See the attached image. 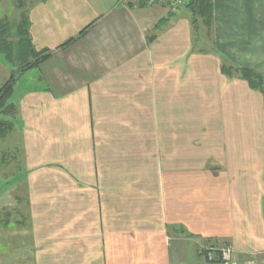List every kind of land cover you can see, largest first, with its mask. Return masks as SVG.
<instances>
[{
    "label": "crops",
    "instance_id": "obj_1",
    "mask_svg": "<svg viewBox=\"0 0 264 264\" xmlns=\"http://www.w3.org/2000/svg\"><path fill=\"white\" fill-rule=\"evenodd\" d=\"M16 2L52 56L0 116V264L263 263L264 85L225 69L264 78V0L210 35L171 0Z\"/></svg>",
    "mask_w": 264,
    "mask_h": 264
},
{
    "label": "trees",
    "instance_id": "obj_2",
    "mask_svg": "<svg viewBox=\"0 0 264 264\" xmlns=\"http://www.w3.org/2000/svg\"><path fill=\"white\" fill-rule=\"evenodd\" d=\"M191 14V22L195 32H199L202 29H206L208 35L213 23V0H187V3L183 7ZM5 20H1L3 22ZM9 25L8 22L3 27ZM29 20L26 14L22 13L20 23L18 24V41L15 43L11 41V38L5 34L7 29L0 25V53L3 54L8 60H16L19 65L17 71H12L9 79L0 88V116L11 115L16 111L15 106H12L9 101L14 93L15 84L18 81L20 75L27 71L39 67L40 64L51 58V54L47 51L37 52L32 45V40L29 34ZM85 32V31H84ZM84 32L82 34H84ZM70 40L63 46H67L72 43ZM230 67L225 69L227 75H232L234 70ZM239 69V68H237ZM236 69V70H237ZM239 75L243 80H246L252 88L263 87V81L259 77L253 78L252 71H241ZM256 78L258 80H256ZM262 79V78H261ZM12 126L7 125L4 122H0V137L5 136Z\"/></svg>",
    "mask_w": 264,
    "mask_h": 264
},
{
    "label": "rangeland",
    "instance_id": "obj_3",
    "mask_svg": "<svg viewBox=\"0 0 264 264\" xmlns=\"http://www.w3.org/2000/svg\"><path fill=\"white\" fill-rule=\"evenodd\" d=\"M16 3H17L16 0H0V20H5L3 22H0V25L3 27L6 22L9 23V25H7L6 27H3V28L7 29L5 34L7 36H9V38H11V41H14L15 43H17V41H18V24L20 23V18L18 17V14L16 12V8L12 7V4L14 5ZM2 56H4V55H2ZM14 61L15 62H13V60H8L4 56L3 57V63L5 65L4 66L3 63H2V60L0 58V66L6 68L5 71H3L2 69L0 71V88L5 83L3 81V77H5L4 72H6L8 74V77H7V79H8L11 71H17L19 69V65L16 63L17 61L16 60H14ZM13 66H14V68L12 69ZM237 68H239V69H237ZM249 69L252 71L251 75H253V78L260 76L262 78V79L260 78V80L263 81V84H264V78H263L262 74L259 73V72L254 71L251 68H248L246 66H234L232 70H234L233 74L237 73V72L240 74L241 71H245V70H249ZM28 74H30V73H27V75L22 74V75L19 76L17 84L15 86L13 100L16 99L18 94L22 90H25L27 85L30 84L29 81H28V76H29ZM234 75H236V74H234ZM256 80H258V79L256 78ZM17 140L18 139L15 138V141H17ZM9 157L10 158L7 161L8 162L10 161L9 164H8V167L9 166L11 167V170L9 172V175H10L12 172H15V171L19 170L17 168L19 167L18 165L20 164V160H19V158H17L18 156L16 154L12 153V152H10ZM19 157H20V154H19ZM4 168H6V166H4ZM5 175L7 176V174H5ZM3 187H6V186L3 184V185L0 186V189L3 188ZM15 193L21 195V197L24 200V198H25V190H24L23 186L17 187ZM22 205H24V204H22ZM19 211L22 212L23 214L25 213L24 212L25 209L23 207L20 208Z\"/></svg>",
    "mask_w": 264,
    "mask_h": 264
},
{
    "label": "built area",
    "instance_id": "obj_4",
    "mask_svg": "<svg viewBox=\"0 0 264 264\" xmlns=\"http://www.w3.org/2000/svg\"><path fill=\"white\" fill-rule=\"evenodd\" d=\"M186 3L187 0H171V4H170L171 13L178 14ZM217 254L220 255V260L222 261L223 264H231V262L233 261V250L230 247H224L221 249H214V248L208 249V252L206 253L207 259L213 261L216 259L215 256H217ZM259 264H264V262Z\"/></svg>",
    "mask_w": 264,
    "mask_h": 264
}]
</instances>
